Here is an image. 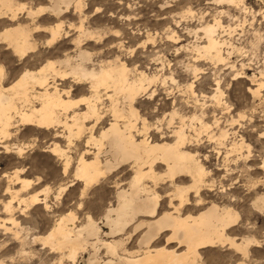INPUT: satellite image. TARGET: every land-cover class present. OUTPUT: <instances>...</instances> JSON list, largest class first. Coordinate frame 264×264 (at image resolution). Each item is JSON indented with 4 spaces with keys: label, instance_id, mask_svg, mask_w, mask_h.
<instances>
[{
    "label": "snow or ice",
    "instance_id": "1",
    "mask_svg": "<svg viewBox=\"0 0 264 264\" xmlns=\"http://www.w3.org/2000/svg\"><path fill=\"white\" fill-rule=\"evenodd\" d=\"M222 2L223 0H217V3ZM36 3L41 6L35 8L33 5L30 8L27 3L18 4V10L28 9L27 22L21 23L16 15H11L10 20L16 27H5L4 31L0 33V38H5V44L8 47V52L5 54L8 59H4V56L0 55V89L12 93L17 91L20 85L29 82V99L33 102L34 110L37 113L43 112L46 107L54 103L69 109V119L63 124L65 131H60L59 128L57 130V135L64 136L66 140H62L61 144L57 145V149H49L51 153L48 157L49 161L56 160V164L53 165L55 178H52V172H49L47 176L44 172H38V174H33L32 181L25 182L26 184L36 183L43 190L45 196L43 203L33 208V213L39 211L42 216L50 217L57 205L66 199L69 193H72L71 211L65 209L67 216L78 217L94 229L97 226L102 227L105 221L111 222L110 218L115 214L113 209H117L118 201L107 193L113 190L110 187L113 178H115L117 191L121 187L122 178L111 166L105 167L103 171L90 168L89 174L85 175L82 167L72 159L74 141L79 140L82 136L89 138L87 134L94 131L103 140L105 133L99 131L101 121L104 124H107V121L118 123L123 129L125 137H128V133L131 131V135L135 137L136 141L144 138L146 133L171 134L175 138L177 135L188 132L193 137L188 143L200 144L207 141L212 146V152L219 149L220 157H224V163L219 167L224 174L223 176L219 174L214 176L213 172L205 169L200 164V160H205L207 157L200 155L195 148L185 152L184 159L197 166L200 179L191 184L181 183L179 180H175V173H163L160 179L165 182V188H167L169 179L175 180L172 190L165 192V195L174 202L172 211L181 213L185 203L190 202L187 199L189 194H194L196 203H201V198L204 195L201 189L208 190L209 195L215 193L217 203L224 204L225 207L218 210L213 216L214 230L210 233L200 234L205 242L213 245L212 248L216 249L218 254L212 259H205V257H197L195 261L189 259L186 264H264V255L257 259L252 252L254 247L264 248V225L253 222L255 214L264 216V197L249 203V197L245 195V189H250L257 184L264 185V174L259 175L258 178L255 177L251 174L248 165L245 164L238 170L237 175H232V172L237 170L231 167L237 161H248L250 157L257 154L253 147L255 141L246 142L239 132L252 125L254 114L258 113L260 120L264 121V64L246 65V67H252L250 81L238 66L230 65L218 57H213V63H219L222 67L215 69L218 74L211 77L207 75L211 66H200L194 63V60L202 59L195 55L186 58V61L181 60L179 63L173 61L171 64L167 62V59L162 61L154 56L152 59L157 66L163 64V70L157 67L155 72H151L144 68L146 63L144 61L139 64L134 60L123 62L122 57L132 56L136 52V48L143 47V45L137 44L136 47L128 48L126 53L117 55L114 60L107 61L97 69L96 73L81 76L76 71L65 70L69 79L85 81L86 89L90 86V90H86L79 98L73 99L61 92L57 86V81L63 79L58 67L63 68L69 63V54L63 52L64 58L57 59L56 56L60 53L55 50L68 39L71 40L72 46L79 48L82 40L108 35L112 29L109 27L92 29L86 23L89 20V15L100 14L103 11L100 7H95L93 13L91 0H73V4L69 5V7L74 5L80 14V19L76 23H69L60 18L55 21L47 19L42 15L47 11L43 7L47 0H36ZM228 3L244 12L248 11L245 0H228ZM128 6L132 7L131 4ZM177 6L183 8L182 12L176 14L180 19L196 18L197 14L191 7H184V0H178ZM84 10H87L89 15H85ZM253 15L264 17V0H261L260 12L258 14L254 12ZM216 26H220L219 21L216 22ZM261 28L259 35L261 40H264V20L261 22ZM68 29H72V31L69 32ZM203 31L207 32L210 29L206 28ZM18 32L24 34L23 44L9 42L6 39L12 33ZM114 35L120 37L121 33L115 31ZM174 37L175 33L168 39L172 40ZM18 60L22 64L27 63V68H20L19 71L12 68L11 64H15ZM225 65L229 68L235 67V73H225L223 70ZM257 68L259 69L258 74ZM13 72L16 75H12ZM225 76L227 78H224ZM242 77L244 80L240 91L243 93L241 97L243 102L238 103L236 97L231 96L229 89L235 91L237 85L241 84ZM31 84L39 85L41 95H35V89L31 87ZM64 86L67 87L66 81ZM161 90L168 96L175 97L170 107L162 106L159 101L153 99ZM181 100L183 103L179 102ZM202 100L203 103H201ZM85 107H87V111H84ZM194 108L195 114H192ZM236 109H240V111L237 112ZM77 110L82 113V120L86 124L73 115ZM9 113H11V109H9ZM206 116L208 117L207 121H205ZM229 116L234 118L228 119ZM105 117L107 120L104 119ZM219 117H224L227 120L228 128H224ZM16 119H21L19 113L16 114ZM59 119L64 120L63 113L60 114ZM3 120L4 116L0 114V123ZM189 120L199 121V124L190 129L186 123ZM52 123H56V121L53 120ZM174 129L176 131H173ZM251 130L253 133H257L255 127H252ZM0 136L4 137L3 140H0V152L14 154L12 159L25 158L37 147L34 137L29 139L24 136L15 142H8V134L2 128H0ZM93 139L94 137L89 138V144L93 142ZM258 139L259 144L264 145V123L258 130ZM65 143L67 147L62 148L61 145ZM228 145H231V150L228 149ZM258 155L260 161H264V148L260 149ZM198 156L199 159H197ZM14 167L16 174L25 171L19 162ZM258 167L264 170V162L259 163ZM41 177H44L42 183ZM5 179H11L14 182V177H11L8 171L4 172L0 181ZM73 185L76 189L74 192ZM37 196L39 193L32 196L31 201H21L22 209L27 211L25 204L35 202ZM11 203L12 201H9V204L4 206L5 211H10ZM229 204L231 207L228 206ZM56 219L59 221L60 217L57 216ZM179 219H184L182 213ZM26 223H30V221ZM51 226L50 223L49 227ZM0 227L3 226L0 225ZM5 230L10 231V229ZM31 230L29 229V231ZM55 233L56 229L53 228L52 232H48L44 237H32L30 242L38 243V247L43 246L44 253H37L35 250L31 253L18 252L11 257L13 264H77L74 259L75 251L69 252L64 245H57ZM180 235L182 243L191 245L194 237H186L183 233ZM16 238L19 239V235ZM174 238L169 237L170 240ZM103 247L106 252L99 253L100 259L90 261V264H110V261L105 257L113 256L119 245L107 244ZM45 253H47L46 256ZM37 255L43 258L38 261L32 258ZM53 257L57 258L53 259Z\"/></svg>",
    "mask_w": 264,
    "mask_h": 264
},
{
    "label": "rangeland",
    "instance_id": "2",
    "mask_svg": "<svg viewBox=\"0 0 264 264\" xmlns=\"http://www.w3.org/2000/svg\"><path fill=\"white\" fill-rule=\"evenodd\" d=\"M17 1L21 3H27L29 4V6H39V3H36V0ZM49 3L50 0H47V3L44 5L47 6V4ZM177 3L178 0H123V2H121V0H91V4L93 6V13L95 7H100L103 11L100 14L89 15L87 10H84V14L89 15V20L86 23L90 25L92 29H95L97 27H109L112 29V32H110L108 35L100 37L99 39H85L81 42V47L94 52L95 60H100V58L112 60L118 54L121 55L122 53H126L128 48L136 47L137 44L143 45V47L136 48V52L133 53L132 56L122 57L123 62L127 63L128 60H134L136 63L139 64L144 61L146 62L144 64V68H147L151 72H155L157 67L163 70V64L157 66L156 62L152 59L154 56L162 61L167 59V62L170 64L173 63V61H175L176 63H179L181 60L186 61V58L194 55L200 56L196 55L197 53L195 52L193 46L198 43H204L205 38L203 37V32L198 31L199 34L196 36L194 34V30H197V28L200 27L202 23L214 21L217 16V18H220L222 20L223 26L225 28L224 30L223 28L219 29L220 36L226 38L230 42L233 41V45H236L238 47V49H234L233 51L232 48L224 46V55H227V50L232 51L230 57H228L229 64L234 63L236 66H238L239 70L244 72L250 81L252 67H246V65H249L251 63H254L255 65L264 64V59H262L264 58V40H261V37L259 35L262 30L261 22L262 20H264V17L253 15L254 12L257 14L260 12L261 0H245V6L248 9L247 12H244L241 9H237L225 1L223 3H217V0H184V7H191L192 10L196 12L197 15L194 19H180L179 16H177L176 14L178 12H182L183 8L178 7ZM129 4H131L132 7H129ZM74 8V6H71L68 11L64 12L63 14H60L59 17L54 14H51L50 12L43 13L42 15L45 18L51 19L53 21L57 20V18H60L69 23H76L80 19V14L76 10H74ZM18 15V20H20L22 23L27 22L28 16L25 10L20 11ZM11 24H13L11 20L1 18L0 32H2L5 27ZM68 31L71 32L72 29H68ZM115 31H119L121 33V36L116 37L114 35ZM172 32L175 33L176 38L174 37L172 40H169L168 37L173 34ZM119 41H122L124 49L122 47L117 46V44H119ZM111 43L113 45H111ZM0 45H3V47H0V55H3L4 59H8V56L5 55L8 52L7 44H5V42H1ZM117 47L121 48L122 50L118 49ZM76 49L77 48H75V46L71 45V40L68 39L66 40V42L61 43L59 45V48L55 50L56 52L60 53V55L56 56V58L58 59L63 57V52L74 54L76 53ZM177 49H179V51H177ZM189 49H192L193 51H190ZM200 57H202V59L198 61L194 60V63L200 66L210 65L211 67L208 70L207 75L209 77L217 75L218 73L215 71V69L220 68L222 66L219 63H213L212 61H210L212 60L210 58L208 59L203 56ZM242 62H244L245 64L243 69H241ZM18 65H20V67H17ZM11 67L19 71L20 68H27V63L22 64L18 60L15 64H11ZM223 70L225 73L232 72L234 74L236 69L229 68L227 67V65H225L223 66ZM258 71L259 70L257 68V74ZM12 75H16V73L13 72ZM224 78L227 77L225 76ZM243 80L244 78L242 77L241 84L237 85V89L235 91L229 89L231 96H235L236 102L238 103L243 102L241 99L243 93L240 91V88L243 86ZM73 85L74 87L71 91V95L74 98H78L79 96H82L86 90H90V88H85V84L80 85L73 83ZM153 99L159 101V104L162 106L170 107L171 102L173 99H175V97H170L167 95L166 92L161 90L156 97H153ZM179 102L183 103L182 100ZM201 103H203V100L201 101ZM232 106L234 107L235 105L233 104ZM236 111L239 112L240 109H236ZM192 114H195V108L193 109ZM220 118L222 124L224 125V128H228V123L224 119V117ZM231 118V116L228 117V119ZM105 120H107V118H105ZM207 120L208 117L206 116L205 121ZM108 123L109 121H107V124ZM186 123L189 125V128L192 129L196 124H199V121L191 122V120H189ZM262 123H264V121L260 120L259 114L257 113L254 114L252 125L240 130L239 135L243 136L246 142L255 141L253 147L255 153L257 154H255L253 157H250L248 161H237L236 163L232 164V169L237 170L233 171L232 175H237L238 170L240 168H243L245 164L248 165V168L252 172L251 174H253L255 177L258 178L259 175L264 174V170L259 169L258 167L259 163L264 162L260 161L258 155L260 149L264 148V145L259 144L258 139V130ZM107 124L101 123V125H99V131L103 126L106 127ZM252 127H255L257 129V133L252 132ZM59 130H61V128ZM17 131L18 138L14 136V138L8 140V142H15L17 139H22L24 136H27L29 139H32L34 137L37 147L33 149L32 153L25 158L16 157L15 159H12L11 157L14 154L0 152V177L3 176L5 171H8L10 174L13 175V171L15 170L14 165L19 162V165L25 169V171L21 174L22 177H27L33 180V174H38V172H44L45 176H47L49 172H52V178L54 179L55 175L53 165L56 164V160L49 161L48 157L51 155V153L49 152V148H52V143L54 141H57L59 144H61V141L65 140V138H54L52 135H46L41 132L39 128H26L23 125H21L20 129ZM95 135L99 134L95 132ZM149 136L150 139L153 141H160L163 139L167 141H172L173 139H175L171 134L165 135L164 133L152 132L149 134ZM86 140L87 138L82 136L79 140L74 141L72 159H74L75 162H77L78 158L81 155V152H84L85 150H89L87 151L88 153H85L87 158L93 157V152L96 151L97 146L92 143L88 144V146ZM61 146L66 148L67 144L65 143ZM211 147L212 146L207 141L200 144L192 143L188 144L187 146L189 150L195 148V150L204 157L208 155L209 158L207 157V159L202 160L206 169L213 172L214 176L216 174L223 176V170L221 169V167H219V165H222L224 163V157H220V155H218L219 149H216L215 152H212ZM164 168V165L159 164L158 166H156V171L160 174H163L165 172ZM114 171L122 178L120 182L121 187H128L129 180L133 173V168H131L130 165L125 164L118 167ZM40 179L42 183L44 177H41ZM176 180H179L181 183H190L189 177L185 176L177 178ZM145 183L159 194L160 207L158 208V212L162 213L163 211L170 209V201L172 199L167 197L165 195V192L172 190L173 183L171 182V180L169 179L167 181V188H165V182L162 179H159L156 182L150 179H145ZM8 184L9 179L0 181L1 200H9L10 194H7L5 189ZM33 184L34 185H32V187L29 189V192H37L41 197H44L42 189L36 183ZM13 186L15 188H19L20 184L16 183ZM110 187L113 190L111 192H108L107 195L113 197L114 199H117V190L115 189V178H113V183L110 185ZM72 188L74 192L76 190L75 185H73ZM201 191L204 193V195L202 196V204L199 206H195L194 199L196 197L194 196V194H189V201L193 203L185 204L182 208V213H186L188 211H191L192 213H197L200 209L206 207L210 202L213 201L217 203L215 193L209 195L208 190L201 189ZM262 194H264V185L257 184L250 189H245V195L249 197V203H251V201L255 199L256 195L259 196ZM71 197L72 193H69L68 197L62 200L61 203L57 205L56 209L53 210V213L50 217L42 216L39 211L33 213V208H36L37 205L30 206L27 211H25L23 214H21L19 211L15 212V217L20 220V225L25 227L23 231L27 229V231L25 232H22V229H19L21 230L20 234L22 235L24 233L22 235L24 237L25 234L29 233V242L24 245V248L27 249V253H31L33 252V250H35L37 253H44V247H38V243H31V238L33 237V235H41L46 233L54 225L55 221L57 220V216L61 217L63 215H66L65 209L71 211ZM3 203L4 202L2 201L0 202L1 218L6 217L7 215L6 212L3 210ZM218 205L223 206L224 204ZM229 205L231 207V204ZM138 219L140 220L154 218L140 215L135 221L137 222ZM29 221L30 223H26ZM135 221L127 225L124 233L116 235L117 238H127L125 247L128 250L138 249L139 236H141V234L147 229V227L144 226L143 228L137 231H133L132 227L133 225H135ZM253 222L257 223L258 225H264V216H261L258 213L255 214ZM50 223L52 225L51 227H49ZM84 223H86V221L82 222L80 218H75V225L81 226ZM1 225H3L2 222ZM6 225L8 227H13V225L9 223H7ZM20 225L18 226L20 227ZM18 226L15 228L13 227L11 232L6 231L4 226L0 227V259L5 260V264H13L11 257L15 256L18 252L22 251L21 241H19L21 239L16 240V235L14 234V231L18 230ZM29 229L32 230L29 231ZM108 231L109 228L105 222L101 227V232H103L102 234H104ZM168 233V230L160 233L157 239L152 242V247L158 248L164 245L168 248L175 247L177 251L183 250L184 247H176V243L167 244V242L165 241V236ZM105 238L111 237L105 236ZM200 251L202 257H205V259H212L218 254L217 250L213 249L212 247H203L200 249ZM103 252H106V250H104V248H101L98 253ZM252 252L253 256L259 259L262 255H264V248L254 247L252 249ZM44 255L46 256L47 253H45ZM88 256L89 254L87 252L84 253V259H87ZM32 258L38 261L43 257L37 255L33 256ZM56 258L57 257H53V259ZM81 264H87V262L83 260L81 261Z\"/></svg>",
    "mask_w": 264,
    "mask_h": 264
},
{
    "label": "bare ground",
    "instance_id": "3",
    "mask_svg": "<svg viewBox=\"0 0 264 264\" xmlns=\"http://www.w3.org/2000/svg\"><path fill=\"white\" fill-rule=\"evenodd\" d=\"M224 1L228 2V0H223V2ZM18 4L22 3L17 0H0V19L6 18L10 20L11 15H16V17H19L18 13L20 12V10L17 9ZM72 4L73 0H50V3L47 4V6L43 5V7L47 9L46 12H50L51 14L59 17L60 14L68 11V9L70 8L69 5ZM40 6L41 5L39 4L38 7ZM29 7L31 8L32 6ZM32 10H34V8H32ZM74 10L76 9L74 8ZM25 12L28 16V9H25ZM217 21H219V27L216 26ZM7 27L13 28L16 27V25L11 24ZM206 28L210 29V31H203V29ZM220 28H223V30L225 29L222 20L220 18H217V16L212 22L202 23L201 26L197 28V30H194V34L197 36L199 34L198 31L203 32L205 42L200 44L194 43L195 46L193 47L195 52L197 53L196 55H200L208 59L210 58L212 59L210 60L212 62L213 57H218L227 61L229 64L228 57H230L232 51L227 50V55H224V46L232 48L233 51L234 49H238V47L236 45H233V41L230 42L226 38L220 36ZM85 30L87 31L88 29L86 28ZM97 38L99 39L100 37L98 36ZM6 39L9 42H17L23 44L25 37L23 32H18L12 33L8 37H6ZM1 42H5V38H0V43ZM112 43L111 45H113ZM118 43L119 44H117V46L119 47H121V44H123L122 41H119ZM118 49L122 50L121 48ZM68 54L69 63L66 64L63 68L58 67V70L61 72L63 79L57 81V86L60 88L61 92H64L66 95L72 97L71 91L74 87L73 83L81 85L85 84V81L79 79H69L65 74V70H67L68 72L76 71L81 76H87L96 73L97 69L106 64V62L109 60L104 58L95 60V53L81 47V43L79 48L76 49V53ZM63 58L64 57L58 59ZM230 65L236 66L234 63ZM241 66V69H243V67L245 66L244 62L241 63ZM29 71H32V69H29ZM65 81L67 82V87L64 86ZM31 87L35 89L36 96L41 95L39 85L31 84ZM72 98L76 99L74 97ZM9 109H11V113H9ZM68 111L69 109H65L64 107L54 103L46 107L43 112L37 113V111L34 110L33 102L29 99V82H25L24 84L20 85L17 91L12 93L6 92L5 89H0V114H3L4 116L3 122L0 123V128H2L4 132L8 134V140L13 139L14 136L18 138L17 130L20 129L21 125L25 126L26 128H39L41 132L46 135H52L54 138H65L64 136H58L57 130L58 128H61L60 131H65V129L63 128V124L66 120L69 119ZM84 111H87V107H85ZM17 113H19L21 119H16ZM61 113H63L64 120L59 119ZM73 115L77 116L82 123L86 124V122H83L82 113L79 110L74 112ZM33 120H35L36 122L33 123ZM53 120H55L56 123H52ZM101 123H103V121H101ZM134 126L135 125L133 124V127ZM100 132L105 133L103 140H101L99 135H95L94 131L89 132L88 134L89 138L94 137L92 144H95L97 146L96 151L93 152V157H86L85 153H88L87 151L89 150L81 152L80 157L77 155L79 158L76 163L82 167L84 174L88 175L90 168L103 171L105 167L111 166L114 170H116L118 167L125 164L130 165V167L133 168V173L129 180L128 187H120V189L117 191L118 204L117 209H113V212L115 214L112 218H110L111 222L105 221L106 225H108L109 231L102 234L103 232H101V227L97 226L94 229L93 227L88 225L87 222L81 226H77L74 224L76 217L63 215L60 217L59 221H55L54 225L46 233L41 235H33V237H44L48 232H52L53 228H55L57 245H64L69 252L75 251L74 259L77 261V264H81V261L83 260L86 261L87 264H90V261L100 259L98 252L101 248H104V245L107 244L119 245V247L115 249V254L111 257L106 258L110 261V264H186L189 259L195 261L197 257H202L200 249L203 247H213V245L205 242L200 237V234L210 233L214 230L213 216L218 210H222L225 205L220 206L218 205V203L212 201L206 207L200 209L197 213H192L191 211L182 213L181 209V213L184 219L180 220L179 217L181 213H175L172 211V206L174 203L172 200L170 201V209L165 210L162 213L158 212V208L160 207L159 194L145 183V179H150L156 182L163 175L156 171V166H158L159 164L165 166V172L175 173V180L177 178L185 176L189 177V184H191L195 180L200 179L197 166L194 163L186 161L184 159V153L189 150L187 148L188 144H192L188 143V141H191L193 139L192 135L184 132L180 135H177L172 141H167L165 139L160 141H153L150 139L149 134L146 133L144 138L136 141L135 137L131 135V131H129L128 137H125L123 129L120 127V125L113 121H109L106 127L103 126ZM89 138H87L86 140L87 145L89 144ZM3 139L4 137L0 136V140ZM57 145L60 144L57 141H54L52 143L51 149H57ZM228 149L231 150V145L228 146ZM205 157H208V155H206ZM197 159H199V156L197 157ZM200 164L203 165V167L206 169L202 160H200ZM22 173L23 172L16 174L15 169L13 171V175L10 174L11 177H14V182L9 179V184L5 188L6 193L10 194L9 200L4 201L0 199V202H4L2 204L3 207L5 205H8L9 201H12L11 205L9 206L10 211H5L3 209L7 214L6 217H0V225L2 222V226H4L5 229H10V232L12 231L13 227L15 228L20 225V220L15 217V212L19 211L21 214L25 212L21 207V201H31V197L37 194V192H29V189L34 184H26V181H32V179L22 177ZM170 180L173 184L175 183V180ZM16 183L20 184L19 188H15L13 186ZM257 196L258 195H256L254 200H257L260 197H264V194L259 195L258 197ZM40 197V195L37 196L35 202H32L31 204H25V207L28 209L30 206H36L40 203H43V201L45 200V196L41 198ZM188 197L187 199L189 200ZM201 200L203 201V198H201ZM192 203L193 202L190 201L189 203L185 204ZM201 204L202 202L198 204L196 203V198L194 199L195 206H199ZM228 206L230 207V205ZM140 215L152 217L154 219H138V221L136 222L135 220H137V217ZM134 221L135 225H133L132 227L133 231H137L144 226H146L147 229L141 234V236H139L138 249L128 250L125 247L127 238H117L116 235L124 233L127 225ZM7 223L13 225V227H8L6 225ZM24 228V226L20 225L18 230L14 231V234L16 235V237L17 235H19V239H21L19 240L21 241L22 245L21 252L27 253V249L24 248V245L29 242V233L25 234L23 237L22 235L24 233L21 235V230H19L22 229V232L27 231V229L23 231ZM166 230L169 231V233L165 236V241L167 242V244L176 243V247L183 246V250L177 251L175 247L168 248L164 245L158 248L152 247V242L157 239L160 233ZM181 233H183L186 237H194V239H192L191 245L181 242ZM105 236L111 238H105ZM169 237L175 238L170 240ZM16 240L18 239L16 238ZM104 250L106 249L104 248ZM86 252L89 254V256L87 257V259H84V253ZM64 254L67 255V253Z\"/></svg>",
    "mask_w": 264,
    "mask_h": 264
},
{
    "label": "clouds",
    "instance_id": "4",
    "mask_svg": "<svg viewBox=\"0 0 264 264\" xmlns=\"http://www.w3.org/2000/svg\"><path fill=\"white\" fill-rule=\"evenodd\" d=\"M0 264H5V260L0 259Z\"/></svg>",
    "mask_w": 264,
    "mask_h": 264
}]
</instances>
